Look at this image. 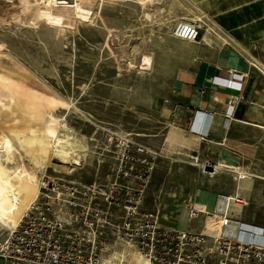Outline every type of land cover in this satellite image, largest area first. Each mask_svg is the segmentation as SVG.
<instances>
[{
    "label": "rangeland",
    "instance_id": "rangeland-1",
    "mask_svg": "<svg viewBox=\"0 0 264 264\" xmlns=\"http://www.w3.org/2000/svg\"><path fill=\"white\" fill-rule=\"evenodd\" d=\"M215 9L187 0H0V194L6 184L25 188L26 201L37 186L33 201L51 203L66 224L57 246L66 264H137L143 256L131 236L134 223L145 216L162 226L174 222L183 203L178 171L168 176L167 168L171 158L194 160L172 150L182 136H172L180 126L170 86L181 71L210 58L213 41L230 45L199 15ZM179 19L206 26L201 38L174 37ZM143 57L150 65L138 63ZM44 113L57 120L59 138L71 139L66 162L38 143ZM260 131L255 148L248 146L252 134L228 136L246 155L245 175L237 176L254 179L257 189L259 203L238 216L248 224H264ZM198 170L205 177L192 186L227 195L208 181L212 171L200 166L189 175ZM246 185L243 192H253ZM202 219L187 228L200 229ZM0 227L3 240L16 228Z\"/></svg>",
    "mask_w": 264,
    "mask_h": 264
},
{
    "label": "crops",
    "instance_id": "crops-1",
    "mask_svg": "<svg viewBox=\"0 0 264 264\" xmlns=\"http://www.w3.org/2000/svg\"><path fill=\"white\" fill-rule=\"evenodd\" d=\"M187 2L190 6L201 8L219 7L220 9L206 12L199 10V15L203 16L205 21L213 23L231 42L230 45L221 42L217 45L216 41H213L215 49L212 50L210 58L199 67L184 69L171 84L170 98L175 105L174 115L180 126L174 128L172 136L177 134L182 136L179 141L177 138L174 139L172 150L186 152L192 158L197 157L200 162L208 159L215 163L217 166H214L208 181L219 184L222 189L226 187L229 190L227 195L238 193L246 200V205L251 202L257 203L254 179L239 178L236 172L242 171L246 155L241 153L238 146L231 144L228 136L234 135V132L252 134L248 146L253 145L255 148L259 145L262 133L260 127H264V0H187ZM208 46L213 49L211 44ZM229 71L243 73L244 77L239 92L242 99L234 106L231 114L226 116L227 100L236 91L218 84L216 78L227 77ZM196 118L199 131L190 128ZM203 131L206 133H202ZM178 162L181 160L171 158L167 170L168 176L172 171L175 173L178 171L180 183L178 188L181 191H177V194L182 196L180 202L183 204H179L174 210L176 211L174 222L167 226L183 230L188 229L190 220L187 209L190 202L201 203L208 211H212L221 203L222 195L191 185L199 177H205L199 170L196 177L191 173L189 175L190 170L201 165L183 160L182 164ZM246 184L250 185L253 192H243ZM179 196L176 195L177 198ZM171 213L168 212L167 215Z\"/></svg>",
    "mask_w": 264,
    "mask_h": 264
},
{
    "label": "built area",
    "instance_id": "built-area-1",
    "mask_svg": "<svg viewBox=\"0 0 264 264\" xmlns=\"http://www.w3.org/2000/svg\"><path fill=\"white\" fill-rule=\"evenodd\" d=\"M205 27L196 21L181 20L172 28V34L195 42ZM243 77V73L229 71L227 77L216 78L218 84L236 91L227 100L226 116L242 99L239 92ZM193 160L192 164H199L202 169L212 166L208 159L200 162L193 157ZM44 188L47 189L46 183ZM221 198L225 204L219 203L212 211L195 201L188 204L189 220L203 215L198 230L162 226L157 217L145 216L135 222L131 236L148 264H264V224H248L238 217L240 213L231 207L242 209L247 204L238 193ZM55 212L51 203L34 200L20 224L4 240L0 239L3 263L66 264L57 251L58 236L66 224Z\"/></svg>",
    "mask_w": 264,
    "mask_h": 264
},
{
    "label": "bare ground",
    "instance_id": "bare-ground-1",
    "mask_svg": "<svg viewBox=\"0 0 264 264\" xmlns=\"http://www.w3.org/2000/svg\"><path fill=\"white\" fill-rule=\"evenodd\" d=\"M148 17H149V15L147 16V18ZM150 61H151L150 58L143 57V58L139 59L138 63L150 65ZM11 113H13V112H11ZM41 117L44 119L42 130H40V131H42V135L40 136L42 138V140L38 139L39 140L38 143H39L41 149L44 150L47 148L48 150L53 151L56 156L57 155L62 156L61 158H63V162H66L67 160L65 157H70V156H68L70 154V151L68 150L69 147H66V146L68 144H70L69 140H71V139H69V138L64 139V138L58 137V135H57V120L53 116L44 113L43 116H41ZM197 123L198 122H197V118H196V120H194V122H193V125L190 126L191 130H194L195 128L197 129V131L200 130V128L197 126ZM260 128L264 129V127H260ZM202 133H206V132L203 131ZM71 151H72V149H71ZM54 153L52 155H54ZM46 155H47V153H46ZM70 155H72V154H70ZM50 158H51V156H50ZM78 163H80V162H77V164ZM236 172L241 176L245 175V173L243 171L236 170ZM2 185L5 186V184H0V191H2V188H1ZM36 188H37V186H36ZM36 188H35V192L31 196V199L25 201V199H24V189L25 188L22 189L20 187V188H18V190H14L11 186H9V184H6V187L3 188V190H5V194L4 195L0 194V226L16 227V225H18V223L20 222V219L23 216L24 212L28 209L29 205L33 202V199L35 198L36 193L38 194ZM220 200H221V204H225L224 198H220ZM220 200H219V202H220ZM4 201L5 202L9 201L13 206L8 207V205H5ZM231 208H233L234 212L240 213V210H241L240 207H231ZM0 228H2V227H0ZM5 230H7V229L5 228ZM133 255H131V256H133ZM132 258H134V257H132ZM135 258H136L137 264H148L147 260L142 258L141 256H140V259H139V257H135ZM136 261L134 263H136ZM104 264H108V261L104 262Z\"/></svg>",
    "mask_w": 264,
    "mask_h": 264
},
{
    "label": "water",
    "instance_id": "water-1",
    "mask_svg": "<svg viewBox=\"0 0 264 264\" xmlns=\"http://www.w3.org/2000/svg\"><path fill=\"white\" fill-rule=\"evenodd\" d=\"M206 170H208V171H213V170H214V167H213V166H207V167H206Z\"/></svg>",
    "mask_w": 264,
    "mask_h": 264
}]
</instances>
